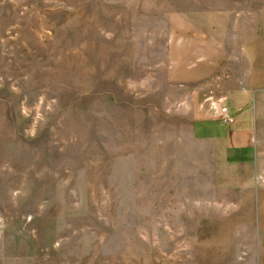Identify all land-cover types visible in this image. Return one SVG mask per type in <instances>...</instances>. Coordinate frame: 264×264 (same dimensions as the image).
Returning a JSON list of instances; mask_svg holds the SVG:
<instances>
[{"label": "rangeland", "instance_id": "1", "mask_svg": "<svg viewBox=\"0 0 264 264\" xmlns=\"http://www.w3.org/2000/svg\"><path fill=\"white\" fill-rule=\"evenodd\" d=\"M254 35L264 0H0V264H264ZM235 90L247 167L194 132Z\"/></svg>", "mask_w": 264, "mask_h": 264}, {"label": "crops", "instance_id": "2", "mask_svg": "<svg viewBox=\"0 0 264 264\" xmlns=\"http://www.w3.org/2000/svg\"><path fill=\"white\" fill-rule=\"evenodd\" d=\"M250 42L254 46L257 45L258 49L264 54V36L254 35L251 38L248 37L247 43ZM245 49L249 50V47ZM244 58L248 60V63L256 59L251 53H245ZM233 92H236V94H232L226 100V103H230V107L227 105L226 107L229 114L234 117V123L223 125L212 119L222 125L219 129V137H215L217 130L212 128L214 125L202 121L203 119H197L194 121V132L200 136L205 135L209 139L223 140L224 156L227 161L236 167L238 164L247 167L250 162L254 161L255 156L252 106L249 105V96L238 90Z\"/></svg>", "mask_w": 264, "mask_h": 264}, {"label": "built area", "instance_id": "3", "mask_svg": "<svg viewBox=\"0 0 264 264\" xmlns=\"http://www.w3.org/2000/svg\"><path fill=\"white\" fill-rule=\"evenodd\" d=\"M206 100L209 101V109H211L216 121L223 125H231L234 123L235 119L229 114L227 107L223 105V101H214L212 97H207Z\"/></svg>", "mask_w": 264, "mask_h": 264}]
</instances>
